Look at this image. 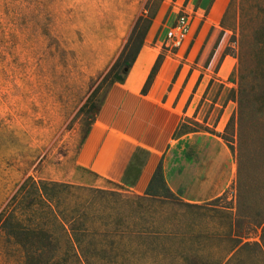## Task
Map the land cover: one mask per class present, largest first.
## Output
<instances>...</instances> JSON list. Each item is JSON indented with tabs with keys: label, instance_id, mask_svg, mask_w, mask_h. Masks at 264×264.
<instances>
[{
	"label": "rangeland",
	"instance_id": "374dc122",
	"mask_svg": "<svg viewBox=\"0 0 264 264\" xmlns=\"http://www.w3.org/2000/svg\"><path fill=\"white\" fill-rule=\"evenodd\" d=\"M147 1L0 0V209L28 176L119 187L76 159L111 85L108 72L136 19L146 12ZM160 1L150 32L155 38L159 35L160 63L168 55L175 64L165 97L181 114L162 171L166 168L172 186H184L207 140L222 141L232 174L225 196L213 210L181 209L198 226L206 221L210 231L219 232L218 222L236 210L238 200L232 185L236 131L226 128L237 109V102L229 98L237 87L233 74L240 55L251 66L256 48H264V35L241 36L238 16L231 10L225 22L232 26L223 28L220 21L229 0H214L212 7L213 0ZM180 15L190 18L189 33L180 45H167L165 30ZM250 130L242 132L244 161L264 173V120L255 119ZM218 149L215 146L213 152ZM149 193L163 194L159 181ZM247 236L260 240L259 230ZM249 254L253 264H261L254 250ZM0 264H21L18 253L0 247Z\"/></svg>",
	"mask_w": 264,
	"mask_h": 264
},
{
	"label": "trees",
	"instance_id": "16d2710c",
	"mask_svg": "<svg viewBox=\"0 0 264 264\" xmlns=\"http://www.w3.org/2000/svg\"><path fill=\"white\" fill-rule=\"evenodd\" d=\"M252 1L229 0L221 26H232L225 22L231 10L238 16L241 36L264 35V3ZM160 2L148 0L146 12L136 19L108 72L111 85L122 81L133 64ZM245 61L240 55L233 74L237 87L229 98L237 102V109L226 127L236 131L237 170L232 185L238 200L236 210L218 222L219 232L210 231L206 221L198 226L181 209L213 210L227 190L208 201H184L168 187L159 163L143 194L119 184L108 189L26 177L0 209V247L16 251L21 264H253L249 254L253 250L264 264V173L246 165L241 141L242 132H249L255 119L264 120V48H256L251 66ZM159 64L160 56L143 92ZM156 181L163 194L149 193ZM252 230H259V241L248 240Z\"/></svg>",
	"mask_w": 264,
	"mask_h": 264
},
{
	"label": "crops",
	"instance_id": "0c3cea01",
	"mask_svg": "<svg viewBox=\"0 0 264 264\" xmlns=\"http://www.w3.org/2000/svg\"><path fill=\"white\" fill-rule=\"evenodd\" d=\"M154 35L149 29L123 80L108 88L76 159L80 166L138 194L149 189L181 119L178 108L165 97L175 70L168 55H164L147 91H142L157 57L162 55L159 35ZM215 146L220 149L213 152ZM163 175L171 190L188 202L211 200L232 180L222 141L213 137L207 140L203 156L184 186H172L166 168Z\"/></svg>",
	"mask_w": 264,
	"mask_h": 264
},
{
	"label": "built area",
	"instance_id": "2783aa9c",
	"mask_svg": "<svg viewBox=\"0 0 264 264\" xmlns=\"http://www.w3.org/2000/svg\"><path fill=\"white\" fill-rule=\"evenodd\" d=\"M189 30L190 18L187 15L178 16L165 30L166 44L171 46L180 45L186 39Z\"/></svg>",
	"mask_w": 264,
	"mask_h": 264
}]
</instances>
